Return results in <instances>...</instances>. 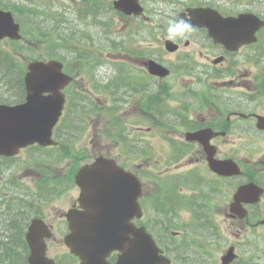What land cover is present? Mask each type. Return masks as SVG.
Listing matches in <instances>:
<instances>
[{
    "label": "rangeland",
    "instance_id": "obj_1",
    "mask_svg": "<svg viewBox=\"0 0 264 264\" xmlns=\"http://www.w3.org/2000/svg\"><path fill=\"white\" fill-rule=\"evenodd\" d=\"M189 1L144 0L146 7L145 18L123 16V18L118 19L117 14L113 13V10L108 9V0L96 2V7L101 14H95L94 16L91 10L85 8L82 0H0V8L13 11L18 21L23 24V34L28 39L27 43L20 45V51L24 56L14 57L12 62H6L0 57V99H7V102L10 103L14 101L13 98L16 97L15 93L19 79L17 70L19 67L25 66L24 57L30 59L37 56H47L48 51L45 45L48 40L44 39L46 36L54 45L53 54L63 58L73 71L81 70L91 73L94 68L96 78H106V81L122 86L124 93H127L130 89L144 91L148 94L154 92L156 90L154 83L150 79L147 80L141 73L139 69L143 68L126 58L128 56L127 52L137 53L144 51L149 57L157 59L162 57L160 61L163 64L171 65L173 59H176L178 52L171 53L164 49L163 40H161V34L164 31L159 30L158 22L163 24L173 20L179 8ZM231 1L234 2L236 0ZM104 6L105 9L102 12ZM255 6L256 9L264 11V1L256 3ZM172 16L174 17L170 19ZM44 32H47V34H44ZM0 44L2 46L5 45L2 42ZM96 48L101 49L97 50ZM74 51L77 52V55H74ZM152 53L153 55H151ZM81 54L91 55L92 58L93 56L96 58L97 55L101 54L100 58L102 56L103 58L91 63L87 60H80L77 56ZM179 61L180 58L178 57ZM123 62L128 63L129 73L123 80H118V77H116V64ZM256 68L255 64L243 62L241 70ZM126 70L127 68H124V71ZM190 77L188 75H177L176 73L173 75L172 73L169 78L164 80L170 97L161 103L164 104L163 111L166 107L168 108L166 110L168 117L172 113L170 108L180 109L181 105H183L182 103L188 107L189 112L194 110L191 114L193 116L192 119L200 120L207 115L208 111L203 109L201 94L204 96L208 91L204 86L203 88L195 86L198 82L190 84L193 81ZM223 79L225 78L217 79L216 82ZM188 80L190 81L188 82ZM77 82L78 87L83 88L82 90L80 89V92L90 106L94 105L95 107L99 102L102 106L108 105L103 99L104 93H96L88 83L85 84L82 74L77 75ZM207 82L213 84L215 81L209 79ZM191 92L194 93L190 94ZM100 112L103 114L106 110H100ZM121 113H124V108L118 112V114ZM180 113L185 114L184 111H180ZM123 117L125 119L116 116L117 127L122 132L118 144L109 142L110 135L106 121H102L97 127L99 140L92 147L96 132L91 125L90 118H85L82 110L76 106L71 107L63 119V124L60 127L61 133L58 134L61 148L59 147L56 151L40 149V151L36 150L34 152L29 149L30 151H23L12 159L10 163H13L5 168L9 178L6 179L5 183L2 182L5 171L0 172V194H4L10 201V195L21 191L18 188L19 185L32 189L36 188L37 184L44 179H57L60 181L68 178L75 163L81 164L86 160H91L92 156L97 155L94 149L105 147L107 142L110 143L109 154L120 158L118 154L121 153L122 157L127 160L126 163L129 167L137 165L138 167L141 166L142 168L139 169L143 170L147 162L146 158H148L150 163L148 162L145 170L148 173L147 188L151 192L156 188L155 182H161L162 185L163 183H171L172 176L177 173L188 175L196 171L198 173L207 172L201 163L186 164L190 158L189 154L185 155L183 153L175 157L176 151L184 152L187 150L183 137L176 135L179 129L186 127L185 123L182 122L180 124L179 120H174L171 124L165 122V124H168L167 126L164 125L160 128L156 124L152 128V119L139 118L137 109L135 111L131 110ZM169 125L173 127V132L167 133ZM147 127L150 128L147 129ZM226 139L228 142H225L220 148L224 152L231 151L238 157V140L234 133L229 134ZM246 142L249 145L251 144L252 147L264 149V143L258 146L257 142H250V140L244 139L243 151L247 149L244 147ZM60 149L64 154L58 157ZM70 156H73V158L69 159ZM74 156L81 159H77ZM191 158L194 159V157ZM179 163L183 164V166L177 168L176 164ZM199 179L203 181L200 176ZM61 185L64 186L65 184ZM184 188L182 190L187 192ZM77 192L78 189L74 186L70 188L60 187L47 194L46 197L37 198L36 200V208H41L53 215V217H44V219L55 227L53 232L55 238L49 241L48 253L57 259H61L60 255L66 250L61 241L62 235L60 233L65 230L64 218L57 217V215L65 212L70 207ZM177 203L172 201L169 204L166 203L158 207L160 212L157 218L163 224H169L170 230L175 228V225L180 220L186 218L175 217L177 213L185 212V209ZM0 217L2 216L0 215ZM199 218L203 220V217H197V219ZM147 221L149 222V216H147ZM150 226L159 231L151 224ZM196 238L204 243V248L203 244L199 242L195 243L196 246H200L209 253V248L206 244L208 236H204V239ZM165 239L167 242L171 239L169 231Z\"/></svg>",
    "mask_w": 264,
    "mask_h": 264
},
{
    "label": "flooded vegetation",
    "instance_id": "obj_2",
    "mask_svg": "<svg viewBox=\"0 0 264 264\" xmlns=\"http://www.w3.org/2000/svg\"><path fill=\"white\" fill-rule=\"evenodd\" d=\"M207 0L199 6H209L221 15L236 16L240 13L250 12L252 15L260 17L261 12H257L256 3L258 0ZM263 18V17H260ZM257 39L264 35V25L256 33ZM183 51L189 48L188 53L179 55L175 60V65L185 62V69L180 72L190 74L194 71L199 76L206 79H215L212 87L215 88L205 98L204 108L207 110L205 118L192 122L190 130H197L203 126L210 127L215 131H221L225 136L234 133L238 140V173L223 176L211 172L207 166V172L199 173L203 179L202 204L205 212L200 210L193 217H205V231L208 241H218L230 247L227 260L222 252L210 258L208 262L192 258L189 252L192 250L190 244L185 243L182 234L191 232L176 230V240L173 246V264H264V149L250 146L247 142L244 146L243 141L255 139L258 143L264 142V53L255 43H244L234 51L225 49L221 44L214 42L204 28L192 30L183 40ZM197 52L202 57L200 61H194L190 57ZM144 56H137L139 62ZM141 62V63H142ZM243 62L255 64L256 69L241 70ZM190 67H193L192 69ZM243 74V76H242ZM225 78L216 82L217 79ZM206 88L210 89V85ZM218 135L214 136L212 141ZM220 144L222 141L219 139ZM195 149L189 148L188 163H205V155L197 143ZM217 158H224L225 152L217 149ZM191 157L195 159L192 160ZM177 167H180L177 165ZM251 183L252 186L240 193L238 198V187ZM236 195V198H235ZM196 197L195 193L191 194ZM236 207L231 210L230 206ZM240 206L245 208V213L241 214ZM208 221V223H206ZM250 230L256 239L249 242L243 236ZM224 247V248H225ZM241 248L250 258L245 260L238 254ZM251 248V251L250 249ZM223 249V248H221ZM224 252V249H223ZM226 254V253H225ZM217 260V261H216Z\"/></svg>",
    "mask_w": 264,
    "mask_h": 264
},
{
    "label": "water",
    "instance_id": "obj_3",
    "mask_svg": "<svg viewBox=\"0 0 264 264\" xmlns=\"http://www.w3.org/2000/svg\"><path fill=\"white\" fill-rule=\"evenodd\" d=\"M115 7L125 12L139 10L135 0H124L123 4L115 3ZM188 14L190 15L188 19L193 27H206L209 35L215 41L237 38L244 41L245 37L242 33L247 30L246 27L252 23V29H255L261 24L259 20L253 21L246 14L237 17H221L214 11L204 8L189 10ZM180 18H184V15L181 14ZM38 66L45 67L41 77L39 76L38 82H36L30 74H27L25 77L26 88L33 90L31 96H36L40 90H48L51 94L42 100L48 109L30 110L29 107L22 106L23 114L18 116L20 107L0 106V131L9 137L5 138L6 153L16 151L18 147L31 142V140L41 144L51 143L47 136V125L59 112L60 99L57 92L69 78L59 72L60 67L57 62L51 61L44 65L34 63L30 68ZM46 68L53 70L48 72ZM47 81L48 83L45 84ZM34 102L37 101L34 100ZM6 116L10 118V125L3 121ZM43 120L44 122H42ZM188 135L192 136L193 134ZM106 165L104 162L96 161L81 169H86L89 172L86 177L80 175L81 173L76 175L75 180L82 190L81 206L85 210L83 213L76 214L79 217H68L71 232L67 236L66 243L73 251L85 256L84 264H106L103 260L104 256L112 249H118L122 253L115 264H156L152 263L153 260L158 259L155 250L141 230L133 233L132 238L127 237L130 232L128 217L134 211H129L124 217L122 208L124 205H134L132 201L137 188L136 181L134 182L132 178L126 180L127 178L123 176L118 178L117 170L112 165L108 167ZM128 185L131 190L129 195L125 193ZM43 227L41 221H32L26 233V238L32 248V254L29 257L31 262L37 261L43 250L42 237L47 235L42 230ZM144 243L148 249L143 248ZM148 251L151 253V258L148 256Z\"/></svg>",
    "mask_w": 264,
    "mask_h": 264
},
{
    "label": "trees",
    "instance_id": "obj_4",
    "mask_svg": "<svg viewBox=\"0 0 264 264\" xmlns=\"http://www.w3.org/2000/svg\"><path fill=\"white\" fill-rule=\"evenodd\" d=\"M2 222L5 224V227L0 229L2 236L0 248L4 255L2 257L4 261L11 264H22L20 254L15 251V245L19 244L21 240L22 220L19 217H5Z\"/></svg>",
    "mask_w": 264,
    "mask_h": 264
},
{
    "label": "clouds",
    "instance_id": "obj_5",
    "mask_svg": "<svg viewBox=\"0 0 264 264\" xmlns=\"http://www.w3.org/2000/svg\"><path fill=\"white\" fill-rule=\"evenodd\" d=\"M193 30V25L190 19L177 17L168 24L167 33L168 39L174 40L177 37H186Z\"/></svg>",
    "mask_w": 264,
    "mask_h": 264
}]
</instances>
